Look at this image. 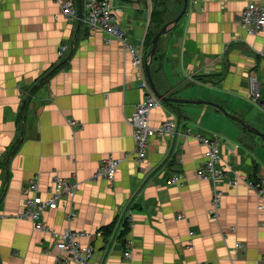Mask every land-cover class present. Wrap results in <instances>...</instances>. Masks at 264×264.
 <instances>
[{
  "label": "crops",
  "instance_id": "0c3cea01",
  "mask_svg": "<svg viewBox=\"0 0 264 264\" xmlns=\"http://www.w3.org/2000/svg\"><path fill=\"white\" fill-rule=\"evenodd\" d=\"M74 1L83 14L84 0ZM250 3L264 0H188L185 15L159 39L151 74L160 94L209 103L161 100L150 124L174 118L179 133L216 135L223 159L239 174L259 178L264 141L215 106L264 134V110L251 102L252 80L264 98L258 55L264 33L251 36L241 26ZM111 6L146 58L154 19L160 14L164 27L184 0H111ZM140 81L119 41L69 21L56 0H0V211L10 215L0 219V264H55L59 251L51 235L14 216L24 210L30 181L37 179L46 199L56 176L80 187L73 200L45 212L43 223L83 234L79 241L96 250L91 264H264V196L243 180L234 185L231 174L214 219L213 185L197 176L205 162L199 141L156 135L145 161L136 160L129 120L144 99ZM108 157L123 159L115 179H95ZM174 173L183 183L169 186ZM129 207L135 227L121 237Z\"/></svg>",
  "mask_w": 264,
  "mask_h": 264
},
{
  "label": "built area",
  "instance_id": "2783aa9c",
  "mask_svg": "<svg viewBox=\"0 0 264 264\" xmlns=\"http://www.w3.org/2000/svg\"><path fill=\"white\" fill-rule=\"evenodd\" d=\"M61 14L69 21H80L89 29L102 30L108 37V41L115 39L119 41L124 50L130 55L131 62L136 71L141 75L139 88L144 93L142 103L132 114L129 123L134 129L135 139V156L139 163L145 161L149 142L151 138L156 135H170L175 136L182 134L185 137H191L199 141L205 147V162L197 171V176L202 181L211 182L213 185V199L210 215L214 219L220 218V209L224 192L221 185L229 175H233L234 179L231 181L234 185L239 180L247 183L249 188L256 192L260 197L264 196V177L253 178L239 174L231 162H226L221 154V139L220 137L207 136L198 133H193L192 129H188L183 133L177 130V121L172 118L159 127H153L150 124V115L152 111L161 106V100L155 95L148 80L145 77V55L141 47L134 45L125 30L117 22L111 0H84V13L79 14L76 9L74 0H56ZM241 26L249 35L254 36L259 33H264V4L250 3L242 12ZM67 49L62 47V51ZM258 55L264 58V46L258 51ZM252 97L251 102L264 110V98L258 83L255 80L251 82ZM74 127L77 123L69 121ZM123 159L115 157H108L104 159L95 175V179H105L113 181L116 177L117 171L122 164ZM183 175L181 173H174L166 180L169 186L182 184ZM80 184L76 179H63L56 176L52 180V187L49 191L48 198H43L40 195V189L37 179H34L24 187V210L19 215L14 216L18 220L31 221L35 229L38 231L48 232L54 240L55 246L59 251V255L55 264H91L96 257V250L93 246L83 245L79 239L83 234L76 233L72 229H66L62 233L55 232L43 223V215L47 211L56 210L63 199L73 200L79 190ZM264 207H260L263 209ZM10 215L4 214L0 211V219L9 218ZM68 218L72 220L73 214H69ZM134 229V214L131 207L123 211L119 229L124 230ZM131 243V242H130ZM241 247V245H238ZM126 258L131 257L130 251L125 253Z\"/></svg>",
  "mask_w": 264,
  "mask_h": 264
},
{
  "label": "water",
  "instance_id": "95a60500",
  "mask_svg": "<svg viewBox=\"0 0 264 264\" xmlns=\"http://www.w3.org/2000/svg\"><path fill=\"white\" fill-rule=\"evenodd\" d=\"M187 7H188V0H184V8L182 10V12L180 13V15L174 19L173 21L167 23L158 33L157 35L154 37L153 42H152V48L149 51V53L146 56V61H145V68H146V74L148 77V81L149 84L151 86V88L153 89L155 95L162 100L163 102H170V103H191V104H206L209 102H205V101H193V100H182V99H176V98H171V97H166L162 94L159 93V91L156 88V85L153 81L152 78V74H151V65L154 59V56L156 54L157 51V47H158V42L159 39L167 34L180 20L181 18L185 15L186 11H187ZM211 104V103H210ZM217 108H219L220 110H222L226 116H228L229 118L241 123L244 127H246V129H248L250 132L255 133L256 135H258L259 137L262 138V140L264 141V134L261 133L259 130H257L256 128L252 127L251 125L247 124L244 120H242L239 117H236L232 114H230L228 111H226L223 107H221L220 105H215Z\"/></svg>",
  "mask_w": 264,
  "mask_h": 264
},
{
  "label": "trees",
  "instance_id": "16d2710c",
  "mask_svg": "<svg viewBox=\"0 0 264 264\" xmlns=\"http://www.w3.org/2000/svg\"><path fill=\"white\" fill-rule=\"evenodd\" d=\"M153 23L154 25L150 28L148 39H147V50L148 51H150L152 48V45H153L152 42H153L154 37L157 35V33L162 29L164 25L162 21L160 20V14H158V16L154 19ZM126 233H128L127 227L123 230L121 237H124Z\"/></svg>",
  "mask_w": 264,
  "mask_h": 264
}]
</instances>
